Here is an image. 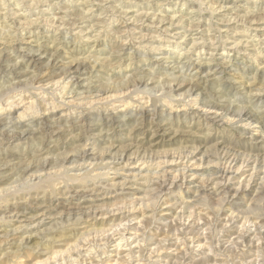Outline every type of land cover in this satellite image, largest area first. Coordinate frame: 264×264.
Masks as SVG:
<instances>
[{"label":"rangeland","instance_id":"rangeland-1","mask_svg":"<svg viewBox=\"0 0 264 264\" xmlns=\"http://www.w3.org/2000/svg\"><path fill=\"white\" fill-rule=\"evenodd\" d=\"M0 95V264L264 259V0H0Z\"/></svg>","mask_w":264,"mask_h":264},{"label":"bare ground","instance_id":"bare-ground-1","mask_svg":"<svg viewBox=\"0 0 264 264\" xmlns=\"http://www.w3.org/2000/svg\"><path fill=\"white\" fill-rule=\"evenodd\" d=\"M209 13V12H208ZM21 24V23H20ZM187 28V27H186ZM19 65V64H18ZM82 69V68H81ZM182 76V75H181ZM12 78V77H11ZM35 79H36V77H35ZM68 79V78H67ZM66 79V80H67ZM148 83V82H147ZM54 84V83H53ZM77 84V83H76ZM38 85V84H37ZM182 85H183V83H182ZM2 86V85H1ZM135 86V85H134ZM160 87H161V85H160ZM172 87V86H171ZM170 87V88H171ZM137 88V87H136ZM38 89H40V88H38ZM121 89V88H120ZM43 90V89H42ZM101 90V89H100ZM129 90V89H128ZM31 91V90H30ZM131 91V90H130ZM133 91V90H132ZM163 91V90H162ZM123 92V91H122ZM138 92V91H137ZM142 92V91H141ZM10 93V92H9ZM35 93V92H34ZM145 93V92H144ZM261 93V92H260ZM5 94H6V92H5ZM8 94V93H7ZM43 94V93H42ZM103 94V93H102ZM126 94V93H125ZM140 94V93H139ZM239 94V93H238ZM51 95V94H50ZM111 95V94H110ZM110 95H109V97H110ZM116 95H117V92H116ZM156 95V94H155ZM216 95V94H215ZM1 96V95H0ZM148 96V95H147ZM153 96V95H152ZM257 96V95H256ZM2 97V96H1ZM101 97V96H100ZM126 97V96H125ZM163 97V96H162ZM180 97V96H179ZM254 97V96H253ZM261 97V96H260ZM122 98V97H121ZM153 98V97H152ZM186 98V97H185ZM2 99V98H1ZM27 99V98H26ZM41 99V98H40ZM117 99V98H116ZM119 99V98H118ZM117 99V100H118ZM176 99V98H175ZM181 99V98H180ZM179 99V100H180ZM264 99V98H263ZM97 100V99H96ZM120 100V99H119ZM151 100V99H150ZM173 100V99H172ZM260 100H262V99H260ZM121 101V100H120ZM168 101V100H167ZM194 101V100H193ZM199 101V100H198ZM24 102V101H23ZM91 102H93V100L91 101ZM103 102V101H102ZM107 102V101H106ZM20 103V102H19ZM43 103V102H42ZM50 103V102H49ZM98 103V102H97ZM128 103V102H127ZM183 103H184V101H183ZM192 103H194V102H192ZM8 104V103H7ZM10 104V103H9ZM14 104V103H13ZM85 104V103H84ZM87 104V103H86ZM90 104V103H89ZM222 104H224V103H222ZM11 105H12V103H11ZM10 105V106H11ZM72 105V104H71ZM80 105V104H79ZM170 105V104H169ZM19 106V105H18ZM28 106V105H27ZM33 106V105H32ZM32 106H30V107H32ZM89 106V105H88ZM110 106V105H109ZM125 106V105H124ZM171 106V105H170ZM28 108L27 109V111H30V110H32L33 111V109H31V108ZM37 107V106H36ZM77 107H78V105H77ZM98 107V106H97ZM172 107V106H171ZM199 107V106H198ZM7 108V107H6ZM19 108V107H18ZM27 108V107H26ZM33 108V107H32ZM87 108V107H86ZM125 108V107H124ZM2 109V108H1ZM8 109H9V107H8ZM12 109V106H11V108L9 109V111ZM173 109V108H172ZM180 109V108H179ZM259 109V108H258ZM23 110V109H22ZM54 110V109H53ZM140 110V109H139ZM205 110V109H204ZM208 110V109H207ZM222 110V109H221ZM228 110V109H227ZM1 111V110H0ZM26 111V113H29V112H27ZM35 111H37V110H35ZM47 111V110H46ZM206 111V110H205ZM230 111V110H229ZM237 111L239 112L236 116H238V118H245L246 116H242L241 115V113H242V110L241 109H237ZM6 112V111H5ZM4 112V113H5ZM219 112V111H218ZM217 112V113H218ZM7 113V112H6ZM25 113V112H24ZM37 113V112H36ZM40 113V112H39ZM180 113V112H179ZM21 114H23V113H21ZM30 114V113H29ZM32 114V113H31ZM19 115V114H18ZM24 116H25V114H23ZM27 115V114H26ZM35 116V115H34ZM37 116V115H36ZM235 116V115H234ZM235 116V117H236ZM30 117V116H29ZM226 118H228L226 121L227 122H231V120L229 119V118H233L234 119V117H233V115L232 116H230V117H226ZM237 118V117H236ZM20 119H21V116H20ZM19 119V120H20ZM37 119V118H36ZM170 119V118H169ZM232 119V120H233ZM31 120V119H30ZM235 120V119H234ZM110 121V120H109ZM168 121V120H167ZM224 121V120H223ZM22 122V121H21ZM26 122V121H25ZM232 123V122H231ZM238 123H242V124H244V127H251V125L253 124V120H251L250 121V118H245V119H243V120H241L240 119V121L238 120ZM98 124V123H97ZM254 126V125H253ZM35 128V127H34ZM5 130V129H4ZM21 130V129H20ZM42 130V129H41ZM257 131V130H256ZM86 144V143H85ZM230 145V144H229ZM35 146V145H34ZM219 148V147H218ZM247 148V147H246ZM240 154V153H239ZM252 154V153H251ZM181 155V154H180ZM119 156V155H118ZM139 156V155H138ZM165 156V155H164ZM185 156V155H184ZM159 157V156H158ZM163 157V156H162ZM179 157V156H178ZM188 157V156H187ZM235 157V156H234ZM122 158V157H121ZM151 158V157H150ZM192 159V158H191ZM121 160V159H120ZM129 160V159H128ZM194 160V159H193ZM113 161V160H112ZM135 161V160H134ZM155 161V160H154ZM161 161V160H160ZM162 161H163V159H162ZM167 161V160H166ZM258 161V160H257ZM41 162V161H40ZM77 162V161H76ZM103 162V161H102ZM159 162V161H158ZM164 162V161H163ZM172 162V161H171ZM253 162V161H252ZM43 163V162H42ZM42 163H40V164H42ZM154 163H157V162H154ZM168 163H170V162H168ZM192 163V162H191ZM47 164V163H46ZM163 164V163H162ZM232 164V163H231ZM72 165V164H71ZM151 165H153L152 163H151ZM150 165V166H151ZM156 165V164H155ZM201 165V164H200ZM200 165H199V168H200ZM147 166V165H146ZM192 166V165H191ZM194 166V165H193ZM216 166H218V165H216ZM240 166V165H239ZM152 167V166H151ZM156 167V166H155ZM226 167V166H225ZM237 167V166H236ZM183 168V167H182ZM195 168V167H194ZM198 168V167H197ZM221 168V167H220ZM229 168V167H228ZM240 168V167H239ZM239 168H237L238 170H239ZM21 169V168H20ZM46 169V168H45ZM53 169V168H52ZM185 169V168H184ZM196 169V168H195ZM40 170H41V168H40ZM103 170V169H102ZM110 170V169H109ZM175 170V169H174ZM157 171V170H156ZM30 172V171H29ZM73 172V171H72ZM98 172V171H97ZM167 172V171H166ZM220 173V172H219ZM58 174V173H57ZM157 174H158V172H157ZM186 174V173H185ZM229 174V173H228ZM253 174V173H252ZM32 175V174H31ZM52 175V174H51ZM50 175V176H51ZM164 175V174H163ZM172 175V174H171ZM182 175H183V173H182ZM255 175V174H254ZM49 176V175H48ZM50 176H49V179L51 180V178H50ZM55 176H58V180H60L59 178H61V174L59 175H55ZM60 176V177H59ZM64 176V175H63ZM62 176V177H63ZM162 176V175H161ZM46 177V176H45ZM75 177V176H74ZM77 177V176H76ZM78 177H79V174H78ZM84 177V176H83ZM85 177H87V176H85ZM137 177V176H136ZM143 177V176H142ZM155 177V176H154ZM171 177V176H170ZM179 177V176H178ZM183 177V176H182ZM191 177V176H190ZM194 177V176H193ZM31 178V177H30ZM38 178V177H37ZM48 178V177H47ZM55 178H57V177H55ZM81 177H79V179H80ZM89 178V177H88ZM163 178V177H162ZM162 178H160V179H162ZM176 178V177H175ZM180 178V177H179ZM184 178V177H183ZM43 179V178H42ZM54 179V178H53ZM63 179V178H62ZM65 179V178H64ZM87 179V178H86ZM170 179H172V178H170ZM205 179V178H204ZM263 179V178H262ZM34 180V179H33ZM88 180H90V179H88ZM224 180V179H223ZM40 181V180H39ZM38 180H37V182H39ZM43 181V180H42ZM44 181H48V179L46 180V178H45V180ZM64 181H67V180H64ZM70 181V180H69ZM73 181V180H72ZM76 181V180H75ZM75 181H73V182H75ZM150 181V180H149ZM180 181V180H179ZM203 181V180H202ZM206 181V180H205ZM199 182V181H198ZM41 183V182H40ZM163 183V182H162ZM167 183V182H166ZM222 183V182H221ZM264 183V182H263ZM38 184V183H37ZM42 184V183H41ZM149 184V183H148ZM152 183H150V185H151ZM219 184H220V182H219ZM240 184V183H239ZM248 184V183H247ZM35 185L36 184H34V187H35ZM38 185H40V184H38ZM37 185V186H38ZM46 185V184H45ZM182 186V185H181ZM32 187H33V185H32ZM101 187V186H100ZM220 187V186H219ZM224 187V186H223ZM249 187V186H248ZM44 188V187H43ZM45 188H47V187H45ZM153 188V187H152ZM33 189V188H32ZM35 189V188H34ZM243 189V188H242ZM245 189V188H244ZM147 190H149V189H147ZM239 190V189H238ZM246 190V189H245ZM221 191V190H220ZM234 191V190H233ZM8 192V191H7ZM239 192V191H238ZM164 193V192H163ZM236 193V192H235ZM4 194V193H3ZM7 194V193H6ZM147 194V193H146ZM145 194V195H146ZM230 194V193H229ZM264 195V194H263ZM195 196H197V195H195ZM230 196V195H229ZM238 196V195H237ZM163 197V196H162ZM207 197V196H206ZM210 197V196H209ZM167 198V197H166ZM229 198V197H228ZM253 199V198H252ZM255 200V199H254ZM254 200H252V201H254ZM135 201V200H134ZM137 201V200H136ZM198 201V200H197ZM202 201H204V200H202ZM217 201V200H216ZM152 202V201H151ZM159 202V201H158ZM171 202V201H170ZM181 202V201H180ZM193 202V201H192ZM207 202V201H206ZM221 202V200L219 201V203ZM250 202V201H249ZM135 203V202H134ZM142 203V202H141ZM140 203V204H141ZM150 202H148V204H149ZM177 203V202H176ZM196 203V202H195ZM204 203V202H203ZM209 203V202H208ZM216 203V202H215ZM224 203V202H223ZM259 203V202H258ZM130 204V203H129ZM152 204V203H151ZM182 204V203H181ZM198 204V203H197ZM197 204H195V205H197ZM225 204V203H224ZM254 204H256V203H254ZM262 204V203H261ZM128 205V204H127ZM136 205V204H135ZM143 205V204H142ZM167 205V204H166ZM169 205V204H168ZM176 205V204H175ZM180 205V204H179ZM187 205V204H186ZM259 206H260V204H258ZM257 205V206H258ZM131 206V205H130ZM171 206H172V204H171ZM208 206V205H207ZM212 206H214V204H212ZM216 206H218V205H216ZM252 206V205H251ZM132 207H133V205L130 207L131 209H132ZM136 207V206H135ZM146 207V206H145ZM148 207V206H147ZM146 207V208H147ZM169 207V206H168ZM187 208H189L188 206H186ZM226 208L228 207V206H225ZM250 207V206H249ZM262 207H263V205H262ZM262 207H260V208H262ZM191 209H192V207H190ZM190 208H189V210H190ZM216 208V207H215ZM220 208V207H219ZM218 208V209H219ZM258 208V207H257ZM256 208V209H257ZM127 209H129V208H127ZM130 209V211H132ZM148 209V208H147ZM178 209V208H177ZM232 209V208H231ZM233 209H234V207H233ZM237 209V208H236ZM141 210V209H140ZM149 210V209H148ZM155 210V209H154ZM194 210H195V208H194ZM202 210H203V208H202ZM213 210H214V207H213ZM259 210V209H258ZM137 211V210H136ZM179 211V210H178ZM205 211V210H204ZM219 211V210H218ZM229 211H230V208H229ZM233 211V210H232ZM236 211V210H235ZM234 211V212H235ZM247 211H249L248 209H247ZM262 211V210H261ZM92 212V211H91ZM129 212V211H128ZM162 212V211H161ZM166 212V211H165ZM189 213H188V215H192V213H190V211H188ZM199 212V211H198ZM202 212V211H201ZM219 212H221V211H219ZM240 212H241V210H240ZM253 212V211H252ZM255 212H257V210L255 211ZM259 212V211H258ZM264 212V211H263ZM134 213V212H133ZM175 213V212H174ZM178 213H181V211L180 212H178ZM187 213V212H186ZM200 213V212H199ZM212 213V212H211ZM237 213L238 212H236V213H234V216L236 215V217L238 218L239 216H241L240 215V213H239V216H237ZM241 213H243V212H241ZM260 213V212H259ZM98 215H99V213H98ZM195 215H196V213H195ZM233 214L232 213H230V215H229V218L232 216ZM245 215H246V213H245ZM249 215V217H247ZM90 216V215H89ZM186 216V215H185ZM196 216H198V215H196ZM226 216V215H225ZM233 216V217H234ZM260 216V215H259ZM262 216V215H261ZM101 217V216H100ZM180 217V216H179ZM215 217V216H214ZM235 217V218H236ZM13 218V217H12ZM134 218V217H133ZM186 218H188V217H186ZM191 218V217H190ZM189 218V219H190ZM193 218V217H192ZM191 218V219H192ZM197 218V217H196ZM210 218V217H209ZM228 218V219H229ZM235 218H233L234 219V221H235ZM241 218H242V216H241ZM246 219H244V217L242 218V219H244L245 220V225L244 224H242V226L244 227V226H246L247 228H248V230H250V229H254L255 227H258V226H260V228L262 227V228H264V221H261V222H256V221H250L251 219V216H250V213L248 212L247 213V215H246V217H245ZM104 220H105V218H103ZM136 219V218H135ZM190 219V220H191ZM208 219V216H207V218H206V220ZM215 219V218H214ZM223 219V218H222ZM239 219V218H238ZM117 220V219H116ZM121 220V219H120ZM138 220V219H137ZM160 220V219H159ZM164 220V219H163ZM169 220V219H168ZM193 220H195V219H193ZM197 220V219H196ZM195 220V221H196ZM216 220V219H215ZM255 220H257V218L255 219ZM259 220V219H258ZM107 221V220H106ZM110 221V220H109ZM125 221V220H124ZM136 221V220H135ZM203 221H204V219H203ZM208 221V220H207ZM206 221V222H207ZM217 221V220H216ZM233 221V222H234ZM237 221V220H236ZM241 221V220H240ZM114 222V221H113ZM137 222V221H136ZM143 221H139V222H137L138 224L139 223H142ZM187 222V221H186ZM199 222V221H198ZM205 222V221H204ZM219 222V221H218ZM232 222V221H231ZM230 222V223H231ZM238 222H239V220H238ZM237 222V223H238ZM242 222H243V220H242ZM40 223V222H39ZM110 223H112V222H110ZM117 223V222H116ZM123 223V222H122ZM130 223H134V222H130ZM152 223V222H151ZM163 223V222H162ZM162 223H160L161 225H162ZM170 223V222H169ZM178 223V222H177ZM184 223V222H183ZM188 223H189V221H188ZM202 224H203V222H201ZM209 223V222H208ZM101 224V223H100ZM185 224V223H184ZM194 224H195V222H194ZM206 224V223H205ZM210 224V223H209ZM223 224V223H222ZM232 224H234V223H232ZM232 224H230V225H232ZM240 224H241V222H240ZM98 225H99V223H98ZM102 225V224H101ZM187 225V224H186ZM196 225H198L197 224V221H196ZM199 225H201L200 223H199ZM208 225V224H207ZM220 226H221V224H219ZM235 225V224H234ZM107 226V225H106ZM131 226V225H130ZM143 226V225H142ZM155 226V225H154ZM203 226V225H202ZM224 226H226V225H224ZM233 226V225H232ZM237 226V225H236ZM92 227V226H91ZM113 227V226H112ZM131 227H133V225L131 226ZM173 227V226H172ZM205 227V226H204ZM219 227V226H218ZM96 228V227H95ZM120 226H118V228H117V230H113L112 228H110V229H112V231H113V233H111L113 236H116V235H118V236H120V237H118L117 239H114V240H112V243L114 244V246H113V248H115L114 250H115V252L117 251L118 252V254H120V251H121V249H122V247H123V245H126L125 246V248H128V249H126L125 251H126V253H128L126 256H128L129 257V254L131 255V253L133 252V255L130 257V259H129V261L128 262H126V264H149L150 263V261L152 260L151 259V257H154L153 256V252L155 253L154 255H157L158 254V252L160 253V251H159V248H161V247H163V245H160L161 247H157L156 245H154V246H156V248H151V249H153L152 251L150 250V252H149V254L151 255L152 254V256L150 257V255H148L146 258L142 255V250L143 249H145V248H142L141 246H140V244L137 242V243H135V245L134 246H132L133 244V242L135 241V239H131V238H128V239H126L125 237H124V235H119V234H116L117 233V231H118V233H119V231H120ZM134 228V227H133ZM141 228H143V227H141ZM159 228H160V226H159ZM171 228V227H170ZM189 228V227H188ZM190 228H191V226H190ZM238 228V227H237ZM236 228V229H237ZM242 228V227H241ZM85 229H87V228H85ZM98 229V228H97ZM101 230L100 232L102 233V234H107L108 235V232L109 231H111V230ZM119 229V230H118ZM130 229V228H129ZM128 229V230H129ZM150 229V228H149ZM148 229V230H149ZM154 229H156V227L154 228ZM176 229V228H175ZM186 229H187V227H186ZM194 229V228H193ZM197 229H199V228H197ZM202 229V228H201ZM204 229V228H203ZM202 229V230H203ZM210 228H208V230H209ZM223 229H224V227H223ZM235 229V228H234ZM235 229V230H236ZM93 230V229H92ZM91 230V231H92ZM96 230V229H95ZM138 230H140V229H138ZM189 230V229H188ZM201 230V231H202ZM208 230H207V232H208ZM133 231V230H132ZM142 231V230H141ZM157 231V230H156ZM181 231V230H180ZM190 231V230H189ZM192 231V230H191ZM204 231V230H203ZM203 231H202V234H203ZM237 231V230H236ZM252 231V230H251ZM254 231V230H253ZM257 231H258V228H257ZM260 231V230H259ZM261 231H262V229H261ZM85 232V231H84ZM87 232V231H86ZM116 232V233H115ZM136 232V231H135ZM151 232V231H150ZM165 232V231H164ZM168 232V231H167ZM184 232V231H183ZM187 232V231H186ZM237 232H239V231H237ZM100 233V234H101ZM137 233V232H136ZM145 233V232H144ZM185 233V232H184ZM192 233V232H191ZM209 233V232H208ZM224 233V232H223ZM242 233V232H241ZM252 233V232H251ZM261 233V232H260ZM92 234H93V232H92ZM122 234H123V232H122ZM125 234V233H124ZM155 234V233H154ZM235 234H237L236 232H235ZM240 234V233H239ZM245 234V233H244ZM253 234V233H252ZM109 235H110V233H109ZM143 235V234H142ZM141 234L139 235L140 237L142 236ZM156 235V234H155ZM154 235V236H155ZM162 235V234H161ZM184 235V234H183ZM193 234H191V236H192ZM216 235H217V233H216ZM219 235V234H218ZM217 235V236H218ZM227 235V234H226ZM232 236H233V234H231ZM260 235V234H259ZM264 235V234H263ZM99 236V239L101 238L100 237V235H98ZM127 236V235H126ZM136 236H138V235H136ZM144 236V235H143ZM164 236V235H163ZM169 236V235H168ZM178 236V235H177ZM200 236V238L201 237H203V236H201V235H199ZM213 236V235H212ZM221 236H222V234H221ZM228 236V235H227ZM248 236V235H247ZM253 236V235H252ZM72 237V236H71ZM110 237H111V235H110ZM129 237V236H128ZM151 238H152V236H150ZM156 237V236H155ZM159 237V236H158ZM162 237V236H161ZM171 237V236H170ZM190 237V236H189ZM230 237V236H229ZM228 237V238H229ZM82 238V237H81ZM84 238V237H83ZM88 238H90V237H88ZM94 238H95V236H94ZM103 238V237H102ZM101 238V239H102ZM141 238H144V237H141ZM173 238V237H172ZM199 238V237H198ZM76 239V238H75ZM85 239H86V237H85ZM92 239H93V237H92ZM98 239V240H99ZM104 239V238H103ZM148 239V238H147ZM182 239V238H181ZM180 239V240H181ZM186 240H188L187 238H185ZM207 239V238H206ZM231 239V238H230ZM229 239V240H230ZM243 239H244V237H243ZM242 239V240H243ZM257 239V238H256ZM263 239V238H262ZM79 240V239H78ZM81 240V239H80ZM95 239H93V241H94ZM184 240V239H183ZM201 240V239H200ZM199 240V241H200ZM202 240H203V238H202ZM228 240V241H229ZM240 240V239H239ZM250 240V239H249ZM259 240V239H258ZM30 241V240H29ZM144 241H145V239H144ZM143 241V242H144ZM182 241V240H181ZM189 241V240H188ZM194 241V240H193ZM193 241H191V242H193ZM196 241V240H195ZM194 241V242H195ZM198 241V242H199ZM203 241H205V240H203ZM252 241V240H251ZM73 242V241H72ZM79 242H81V241H79ZM88 242V241H87ZM100 242V241H99ZM154 242V241H153ZM161 242V241H160ZM163 242V241H162ZM160 243V244H164V242L163 243ZM183 242V241H182ZM206 242V241H205ZM234 242V241H233ZM239 242V241H238ZM35 243V242H34ZM33 243V244H34ZM74 243V242H73ZM98 243V242H97ZM108 243V242H107ZM145 243V242H144ZM146 243H147V241H146ZM146 243H145V245H146ZM155 244H156V242H154ZM172 243V242H171ZM175 243V242H174ZM184 243V242H183ZM186 243V242H185ZM197 242H195V244H196ZM228 243V242H227ZM251 243V242H250ZM249 243V244H250ZM32 244V245H33ZM66 244V243H65ZM76 244V243H75ZM83 244V243H82ZM88 244V243H87ZM102 244V243H101ZM100 244V245H101ZM177 243H175L174 245H176ZM202 244H206V243H202ZM223 244V243H222ZM229 244V243H228ZM259 244V243H258ZM17 245H19V244H17ZM23 245H25V244H23ZM30 245V244H29ZM50 245V244H49ZM79 245V244H78ZM94 245H96V244H94ZM98 245H99V243H98ZM141 245H143V243L141 244ZM150 245H152V244H150ZM158 245V244H157ZM177 245H180V243H178ZM183 245V244H182ZM190 246H191V244H189ZM217 245V244H216ZM225 245H226V247H224V248H226L227 249V244L225 243ZM14 246V245H13ZM91 246V245H90ZM90 246L88 247V248H90ZM102 246H104L103 244H102ZM106 246V245H105ZM132 246V247H131ZM184 247H185V245H183ZM204 246H206V245H201V244H198L197 246L195 245V247L196 248H194V249H201L202 248V252H203V248H204ZM207 246H209V245H207ZM212 246V245H211ZM229 246H230V244H229ZM249 245H247V247H248ZM256 246V245H255ZM260 246V245H259ZM258 246V247H259ZM75 247H78V246H73V247H69L68 249H66V250H62V251H57V252H53V253H51L50 254V256H46V258H44L43 260L42 259H34V260H32V261H30V263L29 264H81L80 263V261H79V258H80V256H79V258H78V256H77V254H76V257L78 258H74V257H72L71 255H72V252H73V250H75ZM82 247V246H81ZM86 247H87V245H86ZM173 247V246H172ZM220 247V246H219ZM264 247V246H263ZM12 248V247H11ZM19 248V247H18ZM65 248V247H64ZM92 248H93V244H92ZM109 248H110V246H109ZM169 247H167L166 249H168ZM176 248H179V247H176ZM187 248L189 249L190 247L187 245ZM208 248V247H207ZM210 248V247H209ZM223 248V249H224ZM242 248H244V247H242ZM249 248V247H248ZM247 248V249H248ZM260 248V247H259ZM63 249V248H62ZM77 249V248H76ZM84 249V248H83ZM91 249V248H90ZM148 249H149V247H148ZM147 249V250H148ZM162 249V248H161ZM180 250H181V248H179ZM182 249H184L183 247H182ZM216 249V248H215ZM254 249V250H253ZM27 250V249H26ZM51 250H53V249H51ZM78 250V249H77ZM79 250H82V249H80L79 248ZM92 250V249H91ZM103 250H105V248L103 249ZM110 249H108V251H109ZM124 250V249H123ZM135 250H137L136 252H134ZM173 250V249H172ZM199 250H197V251H199ZM205 250V249H204ZM213 250V249H212ZM241 250V249H240ZM252 250L253 251H255V248H252ZM1 251V250H0ZM24 251V250H23ZM32 251V250H31ZM56 251V250H55ZM85 251V250H84ZM97 251V250H96ZM101 252H102V250H100ZM132 251V252H131ZM145 251H146V249H145ZM173 251H175V249L173 250ZM187 251V250H186ZM190 251V250H189ZM196 251V250H195ZM246 251V250H245ZM249 251V250H248ZM258 251V250H257ZM80 252V251H79ZM85 252H87V251H85ZM84 252V253H85ZM101 252H100V254H101ZM169 252V251H168ZM183 252V251H182ZM181 252V253H182ZM192 252H193V250H192ZM200 253V254H202L203 255V253ZM204 252H206V251H204ZM252 252V251H251ZM262 252V251H261ZM2 253V252H1ZM75 253H78V251H76L75 250ZM114 253V252H113ZM144 253V252H143ZM147 253V252H146ZM157 253V254H156ZM165 253V252H164ZM167 253V252H166ZM174 253V252H173ZM254 253V252H253ZM12 254V253H11ZM46 254V253H45ZM92 253H90V255H91ZM95 254V253H94ZM116 254V253H115ZM160 254H163V252L162 253H160ZM192 254V253H191ZM209 254H210V252H209ZM220 254V253H219ZM248 254H249V252H248ZM252 253H250V255H251ZM254 254H256V253H254ZM258 254V253H257ZM32 255V254H31ZM35 255V254H34ZM79 255H81V253L79 254ZM102 255V254H101ZM124 255H125V253H124ZM164 255V254H163ZM168 255H170V254H168ZM167 255V256H168ZM184 256H185V254H183ZM182 255V256H183ZM189 255V254H188ZM195 255V254H194ZM201 255V256H202ZM215 255V254H214ZM217 255V254H216ZM246 255V254H245ZM244 255V256H245ZM258 255H260V254H258ZM264 255V254H263ZM0 256H1V254H0ZM85 257L86 256H88V253H87V255L85 254L84 255ZM83 256V257H84ZM158 256V255H157ZM161 256V255H160ZM179 256H180V254H179ZM184 256H183V259H184ZM193 256V255H192ZM204 256V255H203ZM202 256V257H203ZM257 256V255H256ZM261 256V255H260ZM33 257V256H32ZM41 257V256H40ZM114 257L117 259V257L114 255ZM113 257V258H114ZM125 257V256H124ZM186 257V256H185ZM194 257H196V256H194ZM193 257V258H194ZM198 257V256H197ZM212 257V256H211ZM223 257V256H222ZM234 257V256H233ZM239 257V256H238ZM246 257H248V256H246ZM252 257V256H251ZM250 257V258H251ZM19 258V257H18ZM18 258H16V259H18ZM42 258V257H41ZM87 258V257H86ZM121 258V257H120ZM158 258V257H157ZM160 258V257H159ZM159 258H158V260L157 261H159ZM172 258V257H171ZM170 258V259H171ZM200 258V257H199ZM213 258V257H212ZM249 258V259H250ZM33 259V258H32ZM88 259V258H87ZM102 259V258H101ZM105 259H107L106 260V262H103V261H101L100 259H99V261H97L96 259V261L94 260V258L92 259H89L88 260V263H84L83 261H82V263L83 264H124L125 262L124 261H121V262H119L118 263V260H112V258L111 257H106ZM126 259V257L123 259V260H125ZM155 259V258H154ZM164 259V258H163ZM166 259V258H165ZM187 259V258H186ZM196 259V258H195ZM207 259V258H206ZM205 259V260H206ZM218 259V258H217ZM254 259H255V255H254ZM104 260V259H103ZM120 260V259H119ZM156 260V259H155ZM167 260V259H166ZM236 260H237V263L238 264H247V263H245V261L246 260H248V259H242V257L241 258H236ZM2 261H4V260H2ZM86 261V260H85ZM127 261V260H126ZM156 261V262H157ZM164 261V260H163ZM210 261V260H209ZM221 262H222V260H220ZM160 262V261H159ZM181 262V261H180ZM210 262H212V260L210 261ZM3 262H1V264H2ZM172 263H175L174 261H172ZM177 263V262H176ZM209 263V262H208ZM214 263V262H213ZM250 263L251 264H264V259H260V260H252V261H250ZM249 263V264H250ZM4 264V263H3ZM16 264H24V262H23V260H19ZM159 264V263H158ZM164 264V263H163ZM178 264V263H177ZM190 264H195V262H191ZM207 264V263H206ZM210 264H212V263H210ZM221 264V263H220Z\"/></svg>","mask_w":264,"mask_h":264}]
</instances>
